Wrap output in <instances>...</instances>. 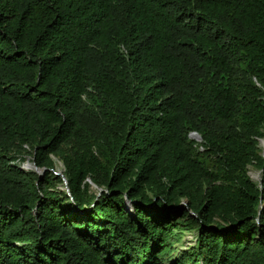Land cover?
Returning a JSON list of instances; mask_svg holds the SVG:
<instances>
[{
	"label": "trees",
	"instance_id": "obj_1",
	"mask_svg": "<svg viewBox=\"0 0 264 264\" xmlns=\"http://www.w3.org/2000/svg\"><path fill=\"white\" fill-rule=\"evenodd\" d=\"M261 139L264 0H0V264H264Z\"/></svg>",
	"mask_w": 264,
	"mask_h": 264
},
{
	"label": "rangeland",
	"instance_id": "obj_2",
	"mask_svg": "<svg viewBox=\"0 0 264 264\" xmlns=\"http://www.w3.org/2000/svg\"><path fill=\"white\" fill-rule=\"evenodd\" d=\"M25 163H26V161L23 162V163H20V166L24 167ZM28 170H31V169H28ZM57 173L59 174V176H62V173H64L63 163L62 162H58ZM250 174H251V176L254 179H258V177L260 176V170H258L255 167H252L251 170H250ZM59 187L63 188V185H60ZM194 243H195V235H194V233H189V232L185 233L184 236H183L182 241H180V242H178V243H176L174 245L175 246V251L173 252V254L171 256V262L173 260H175L183 251H185L190 246H192Z\"/></svg>",
	"mask_w": 264,
	"mask_h": 264
},
{
	"label": "water",
	"instance_id": "obj_3",
	"mask_svg": "<svg viewBox=\"0 0 264 264\" xmlns=\"http://www.w3.org/2000/svg\"><path fill=\"white\" fill-rule=\"evenodd\" d=\"M191 136L193 137V138H195V139H197V140H202V137H201V135L198 133V132H192L191 133ZM261 144L264 146V140L263 139H261ZM27 163H29V164H31V161L28 159L27 161H26V163L25 164H27ZM32 164H33V168H31V169H33V170H35L36 172H38V174L40 175V177H42V176H44V174H45V171L48 169V168H39L33 161H32ZM22 168H24V167H22ZM25 169V168H24ZM63 170H65V167H64V164H63ZM58 174V173H57ZM59 175V174H58ZM62 177L64 178V180H65V184H66V189L68 190V186H67V181H66V179H65V175H64V173H62ZM261 178V176H259L258 177V179H260ZM70 194V193H69ZM127 208H128V211L131 213V214H133L134 213V206H133V202L132 201H130V200H127Z\"/></svg>",
	"mask_w": 264,
	"mask_h": 264
},
{
	"label": "bare ground",
	"instance_id": "obj_4",
	"mask_svg": "<svg viewBox=\"0 0 264 264\" xmlns=\"http://www.w3.org/2000/svg\"><path fill=\"white\" fill-rule=\"evenodd\" d=\"M26 161H27V160H26ZM32 167H33V164H32V163H31V164L27 163V164L24 165V168H25L26 170L31 169Z\"/></svg>",
	"mask_w": 264,
	"mask_h": 264
}]
</instances>
